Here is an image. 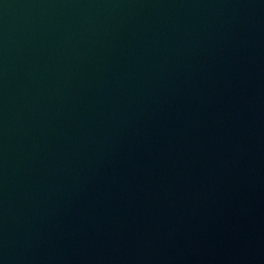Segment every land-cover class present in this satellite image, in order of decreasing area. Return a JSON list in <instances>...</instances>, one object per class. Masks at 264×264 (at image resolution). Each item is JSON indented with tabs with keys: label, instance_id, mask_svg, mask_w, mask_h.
I'll return each instance as SVG.
<instances>
[{
	"label": "water",
	"instance_id": "obj_1",
	"mask_svg": "<svg viewBox=\"0 0 264 264\" xmlns=\"http://www.w3.org/2000/svg\"><path fill=\"white\" fill-rule=\"evenodd\" d=\"M264 194V0H0V264H215Z\"/></svg>",
	"mask_w": 264,
	"mask_h": 264
}]
</instances>
